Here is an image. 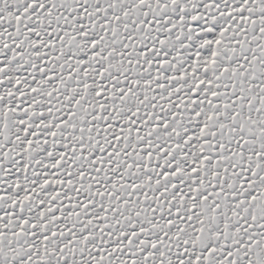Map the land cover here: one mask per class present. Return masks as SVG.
<instances>
[{
    "label": "snow or ice",
    "instance_id": "snow-or-ice-1",
    "mask_svg": "<svg viewBox=\"0 0 264 264\" xmlns=\"http://www.w3.org/2000/svg\"><path fill=\"white\" fill-rule=\"evenodd\" d=\"M0 264H264V0H0Z\"/></svg>",
    "mask_w": 264,
    "mask_h": 264
}]
</instances>
